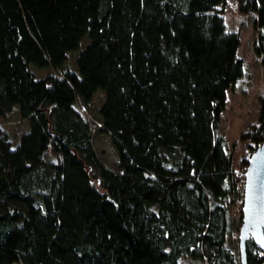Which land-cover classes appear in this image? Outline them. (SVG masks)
Instances as JSON below:
<instances>
[{"label":"trees","instance_id":"16d2710c","mask_svg":"<svg viewBox=\"0 0 264 264\" xmlns=\"http://www.w3.org/2000/svg\"><path fill=\"white\" fill-rule=\"evenodd\" d=\"M227 11L253 17L264 63V0H0V118L17 107L28 126L15 147L0 127V264H240L231 211L238 229L264 98L235 154L219 129L244 74ZM246 257L264 264V247Z\"/></svg>","mask_w":264,"mask_h":264},{"label":"rangeland","instance_id":"374dc122","mask_svg":"<svg viewBox=\"0 0 264 264\" xmlns=\"http://www.w3.org/2000/svg\"><path fill=\"white\" fill-rule=\"evenodd\" d=\"M224 19L227 28L239 34L240 47L238 49V57L244 63L242 78L227 92L226 106L219 127L220 134L227 146L236 154L237 152L240 153L241 148L247 145V142L241 141L242 135L251 132L253 128L259 125L260 99L264 98V63L253 52V44L256 40L253 17L227 11L224 14ZM85 45L86 43L83 41L80 50L68 54L67 66L75 69V59ZM30 69L38 79H43L53 72L50 69H39L35 66H30ZM101 95V92H97L92 104L100 106L102 103V101L100 102ZM84 113L94 126L101 127L94 107L84 111ZM0 127L9 134L13 147L18 144L20 134L28 129V126L26 125L25 128V125L20 121L17 107L9 115L8 119L0 118ZM249 146L253 147L254 145L250 144ZM93 148L104 167L115 172L118 162L109 136L95 130L93 133ZM237 206H239L238 202H236L231 211L234 229L232 236L228 239V245L239 257V229L241 225L237 229L236 224L239 212ZM183 264L199 263L184 259Z\"/></svg>","mask_w":264,"mask_h":264},{"label":"water","instance_id":"95a60500","mask_svg":"<svg viewBox=\"0 0 264 264\" xmlns=\"http://www.w3.org/2000/svg\"><path fill=\"white\" fill-rule=\"evenodd\" d=\"M264 247V141L251 155L245 173L242 223L239 229L240 264H247L246 243Z\"/></svg>","mask_w":264,"mask_h":264}]
</instances>
